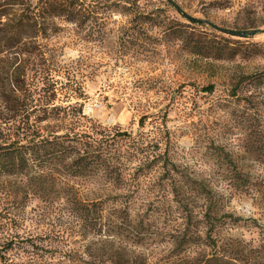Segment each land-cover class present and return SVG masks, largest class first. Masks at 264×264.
<instances>
[{"label": "rangeland", "instance_id": "374dc122", "mask_svg": "<svg viewBox=\"0 0 264 264\" xmlns=\"http://www.w3.org/2000/svg\"><path fill=\"white\" fill-rule=\"evenodd\" d=\"M88 1L103 18L91 39L62 18L40 38L56 101L82 104L83 129L131 132L122 149L142 141L168 155L209 185L212 208L204 216L207 202L160 164L137 169L140 152L120 186L1 178L0 241L15 246L0 264H264V0ZM75 200L99 202L98 232Z\"/></svg>", "mask_w": 264, "mask_h": 264}, {"label": "trees", "instance_id": "16d2710c", "mask_svg": "<svg viewBox=\"0 0 264 264\" xmlns=\"http://www.w3.org/2000/svg\"><path fill=\"white\" fill-rule=\"evenodd\" d=\"M93 4L88 0H0V179L99 176L120 186L125 182L127 161L135 160L140 152L144 155L138 158L137 169L160 164L174 186L183 191L193 188L207 202L204 216L209 215L214 192L204 180L188 175L165 153L148 154L142 141L138 150L133 146L122 149L119 142L133 136L129 131L96 123L81 128L82 104L56 101L57 79L46 65L49 58L40 38L55 30V18H62L82 29L86 26L84 36L91 39L94 26L103 24V18L97 22ZM100 30L96 32L101 34ZM212 86L204 89L211 91ZM72 202L84 226L98 232L99 202ZM14 246V236L4 237L0 258Z\"/></svg>", "mask_w": 264, "mask_h": 264}, {"label": "water", "instance_id": "95a60500", "mask_svg": "<svg viewBox=\"0 0 264 264\" xmlns=\"http://www.w3.org/2000/svg\"><path fill=\"white\" fill-rule=\"evenodd\" d=\"M211 25L215 29L219 30L220 32H222L224 34L227 33V34H230V35H236V36H240V37H242L244 35V31L243 30L238 31V30H235L233 28H228V27L224 28V27H221V26H219L217 24H213V23H211Z\"/></svg>", "mask_w": 264, "mask_h": 264}]
</instances>
